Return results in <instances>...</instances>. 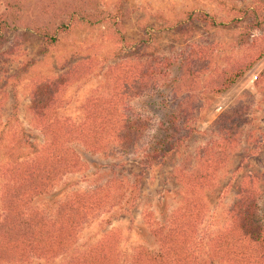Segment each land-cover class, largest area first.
<instances>
[{
    "label": "rangeland",
    "instance_id": "obj_1",
    "mask_svg": "<svg viewBox=\"0 0 264 264\" xmlns=\"http://www.w3.org/2000/svg\"><path fill=\"white\" fill-rule=\"evenodd\" d=\"M9 1L20 4L21 13L0 34V219L7 198L4 185L9 181L1 174L5 152H15L19 162L31 160L45 141L30 111L31 96L43 84L77 68V77L66 84L52 107L60 118L81 125L88 101L94 99L111 114L140 116L146 126L140 147L132 154L120 151L107 134L100 136L106 148L98 152L65 139L69 152L63 167L29 180V186H19V193L25 194L16 192L19 202L8 198L17 204L13 217L19 221L20 213L31 211L54 219L75 193L96 191L106 197L68 238L64 250L49 258L32 255L23 264H67L73 254L88 251L108 233L115 236L113 255L123 260L129 261L142 248L155 251L149 220L160 222L177 204L171 196L159 203L161 194L180 190L177 172H192L199 150L218 140L213 122L230 108L240 107L243 116L234 122L238 143L228 150L202 195L205 215L196 250L202 254L198 264H210L206 250L211 238L225 228L227 210L241 186L253 180L264 210V54L258 57L264 50V24L255 27L257 20L248 11L259 7L264 16V0H0V14ZM62 24L70 31H61ZM35 27L47 28L55 44L46 45ZM200 49L207 57L197 60L195 68L201 70L206 63L210 67L197 78L181 79L179 68L185 57ZM251 54L258 59L246 73L223 92L212 89L210 83L222 71ZM147 59L163 75H157L152 89L118 100L123 92L116 82L121 71ZM189 107V139L179 153L144 170L139 162L157 147L165 128L171 127L169 121Z\"/></svg>",
    "mask_w": 264,
    "mask_h": 264
},
{
    "label": "trees",
    "instance_id": "obj_2",
    "mask_svg": "<svg viewBox=\"0 0 264 264\" xmlns=\"http://www.w3.org/2000/svg\"><path fill=\"white\" fill-rule=\"evenodd\" d=\"M248 11L257 20L254 26L261 27L264 24L263 10L255 7ZM20 13V4L12 1L6 4L5 11L0 14V34L19 20ZM87 22L92 24L97 23V20ZM61 29L63 32L70 31L64 24ZM35 31L43 37L46 45L55 44L54 38H48L50 32L47 28L35 27ZM147 48L148 46L142 47ZM263 54L262 49L258 57ZM206 57L203 49L190 52L185 57L184 66L179 68L182 71L181 79L187 77L186 80H191L193 77L197 78L199 73H204L210 63H206L201 70H197L194 65L197 60H204ZM258 57L253 58L251 54L241 64L230 65L220 73L216 82L210 83L212 89L216 90L218 87L217 90L221 92L227 90L236 78L254 65ZM77 71L75 68L51 84H43L31 96L32 117L41 126L45 137L37 156L19 162L15 152H5L7 159L1 168V174L9 181L4 185L7 198L3 204L5 212L2 211L0 219V264H23L32 255L49 258L59 254L65 249L68 238L77 232L88 215L103 205L102 199L105 200V196L96 191H86L73 194L70 200L60 206L54 219H45L39 216L38 211L24 212L23 215L20 213L19 221L13 217L16 210L13 207L17 204H13L8 198L19 202L16 192L20 196L25 195L19 193V186L25 183L29 186V180H38L47 170L55 173L63 167L69 152L63 145L65 139H75L84 148L97 152L105 150L106 146H102L103 139L100 136L106 134L115 140L118 149L125 154H132L140 147L138 144L143 138L146 126L138 115L127 112L120 115L114 113V116L100 107V100L93 99L92 102L88 101L84 122L75 126L68 124V119L60 118L55 109H52L59 103V94L66 84L77 77ZM121 72L116 82L119 81L117 87L123 91L117 97L122 102L152 89L157 75H163L150 59L139 61ZM190 107L188 111L181 108L180 115L173 118V122L169 121L171 127L165 128V135L157 142V147L149 150L139 162L144 170L179 153L191 135L188 132L189 116L192 114ZM242 112L240 107L230 108L213 122V133L218 140L199 150L196 157L197 167L192 172H177L175 182L180 189L178 192H173L172 195L170 191L164 190L161 194L159 203L171 196L177 204L161 216L160 222L149 220V232L157 246L155 251L142 248L129 261L123 260L113 255L115 236L108 233L88 251L73 254L67 264H198L202 254L196 250V242L205 215L202 195L204 189L210 187L214 181V175L226 160L228 150L238 143L236 135L239 128L234 122L243 116ZM180 119L182 120L179 121ZM260 195L261 191L254 187L253 180L241 186L227 210L225 228L211 238L206 250L210 264L212 261L221 264H264V210L259 206Z\"/></svg>",
    "mask_w": 264,
    "mask_h": 264
}]
</instances>
